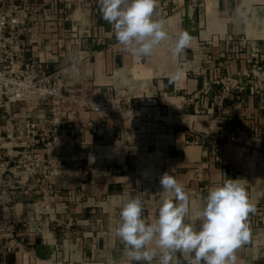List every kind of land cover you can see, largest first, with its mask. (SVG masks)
Instances as JSON below:
<instances>
[{
  "label": "crops",
  "instance_id": "1",
  "mask_svg": "<svg viewBox=\"0 0 264 264\" xmlns=\"http://www.w3.org/2000/svg\"><path fill=\"white\" fill-rule=\"evenodd\" d=\"M66 1L69 16L62 24L54 19L34 27L30 55L61 71L70 87L132 97L133 105L143 95L161 97V114L139 127L112 119L98 133L76 135L65 171L44 184L58 196L31 190L16 201L14 236H24L25 247H8L14 240L0 238V264H134L114 233L121 201L139 196L144 218L154 220L167 195L159 184L165 172L185 186L193 217L209 187L229 178L244 181L255 211L236 264H264V61L257 69L251 54H264V0H157L155 16L168 38L148 57L116 42L97 0ZM185 31L190 44L174 57ZM228 76L244 86L233 95V107L218 100L217 82ZM94 119L92 111L76 117ZM230 119L238 128L234 141L226 139ZM188 259L177 256L179 264Z\"/></svg>",
  "mask_w": 264,
  "mask_h": 264
},
{
  "label": "built area",
  "instance_id": "2",
  "mask_svg": "<svg viewBox=\"0 0 264 264\" xmlns=\"http://www.w3.org/2000/svg\"><path fill=\"white\" fill-rule=\"evenodd\" d=\"M56 2L62 5L55 8ZM69 10L66 0H0V238L14 240L8 247H25L24 236H14L16 201L31 190L58 196L44 184H53L65 171L76 135L98 133L112 119L139 127L161 114V97L143 95L133 105L132 97L112 96L85 84L70 87L61 82V71H51L30 55L34 27L54 19L62 24ZM251 54L260 69L264 54L259 49ZM217 83L218 100L233 107V95L244 90L242 82L228 76ZM28 105L31 109L24 112ZM85 111L94 112L95 119L77 122ZM227 126L226 139L234 141L237 125L230 119ZM259 213L264 219L263 210ZM22 225L29 228L30 220ZM71 227L72 217L67 223Z\"/></svg>",
  "mask_w": 264,
  "mask_h": 264
},
{
  "label": "clouds",
  "instance_id": "3",
  "mask_svg": "<svg viewBox=\"0 0 264 264\" xmlns=\"http://www.w3.org/2000/svg\"><path fill=\"white\" fill-rule=\"evenodd\" d=\"M100 14L112 29L116 42L137 57H148L166 40L164 22L155 16L157 0H97ZM191 36L180 32L172 49L181 56ZM160 189L167 194L157 216L148 221L139 196L121 201L115 236L123 243V254L134 264H236V251L250 240L247 219L255 211L245 182L226 179L211 186L195 216L185 186L169 172L160 177ZM198 224V226H197Z\"/></svg>",
  "mask_w": 264,
  "mask_h": 264
}]
</instances>
